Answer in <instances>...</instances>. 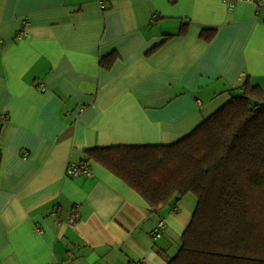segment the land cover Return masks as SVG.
Masks as SVG:
<instances>
[{
  "label": "crops",
  "instance_id": "obj_1",
  "mask_svg": "<svg viewBox=\"0 0 264 264\" xmlns=\"http://www.w3.org/2000/svg\"><path fill=\"white\" fill-rule=\"evenodd\" d=\"M246 83L264 89V0H0V264H167L194 195L153 211L100 163L67 167L173 143Z\"/></svg>",
  "mask_w": 264,
  "mask_h": 264
},
{
  "label": "trees",
  "instance_id": "obj_2",
  "mask_svg": "<svg viewBox=\"0 0 264 264\" xmlns=\"http://www.w3.org/2000/svg\"><path fill=\"white\" fill-rule=\"evenodd\" d=\"M201 34L206 40L214 36ZM118 55L100 58L109 69ZM156 211L186 194L196 207L167 264H264V89L242 91L170 144L85 151Z\"/></svg>",
  "mask_w": 264,
  "mask_h": 264
},
{
  "label": "built area",
  "instance_id": "obj_3",
  "mask_svg": "<svg viewBox=\"0 0 264 264\" xmlns=\"http://www.w3.org/2000/svg\"><path fill=\"white\" fill-rule=\"evenodd\" d=\"M226 3L228 4V7H232L234 5L235 2H239V1H246V2H252L258 6L262 5V0H225ZM101 2V1H100ZM155 17V15H154ZM26 20L23 21L24 24H26ZM85 109V106H80L79 111H83ZM7 118V115L4 113L0 114V122L5 120ZM67 173L68 175L72 176V177H79L81 175H85V176H92V170L91 167L89 165V163L87 162H71L69 163L68 167H67ZM79 218V214L77 211H73V213L69 216L68 218V223L70 225H75L76 221ZM165 231V221L161 220L157 223V225L155 226V228L152 230L151 234L153 236V238H159L162 236V234ZM143 261H139L136 262L134 264H142Z\"/></svg>",
  "mask_w": 264,
  "mask_h": 264
}]
</instances>
